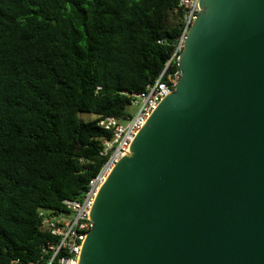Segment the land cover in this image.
<instances>
[{"label": "water", "instance_id": "obj_1", "mask_svg": "<svg viewBox=\"0 0 264 264\" xmlns=\"http://www.w3.org/2000/svg\"><path fill=\"white\" fill-rule=\"evenodd\" d=\"M175 88L92 204L77 264H264V0H198Z\"/></svg>", "mask_w": 264, "mask_h": 264}, {"label": "trees", "instance_id": "obj_2", "mask_svg": "<svg viewBox=\"0 0 264 264\" xmlns=\"http://www.w3.org/2000/svg\"><path fill=\"white\" fill-rule=\"evenodd\" d=\"M178 4L0 0V264H47L42 246L58 238L39 210L66 211L98 173L110 136L98 120L125 119L161 74L183 28Z\"/></svg>", "mask_w": 264, "mask_h": 264}, {"label": "built area", "instance_id": "obj_3", "mask_svg": "<svg viewBox=\"0 0 264 264\" xmlns=\"http://www.w3.org/2000/svg\"><path fill=\"white\" fill-rule=\"evenodd\" d=\"M178 5L183 8L181 18L183 28L177 38L176 48L158 78L153 83L147 84L143 91L131 95V105L136 106L134 114L125 119L104 116L98 120V125L110 133L109 138L101 140L100 155L105 156L106 159L98 173L90 179L87 189L78 200H62L66 211L53 213L48 210H39L42 230L58 238L55 244L42 246L43 252L47 249L53 252L47 264L52 262L58 252H63L58 259V264H77L82 243L91 227L89 214L100 186L115 163L128 153L131 141L152 111L162 98L175 88L180 71L179 68L167 71L168 66L173 59L177 62L185 34L199 12L198 0H179Z\"/></svg>", "mask_w": 264, "mask_h": 264}, {"label": "rangeland", "instance_id": "obj_4", "mask_svg": "<svg viewBox=\"0 0 264 264\" xmlns=\"http://www.w3.org/2000/svg\"><path fill=\"white\" fill-rule=\"evenodd\" d=\"M135 111H136V106L130 105L128 108V113L131 115L134 114ZM81 116L84 117L85 119L92 118V116H90L89 114H81Z\"/></svg>", "mask_w": 264, "mask_h": 264}]
</instances>
